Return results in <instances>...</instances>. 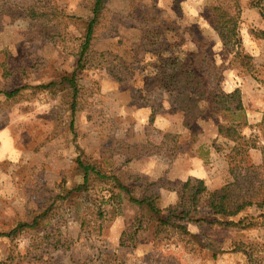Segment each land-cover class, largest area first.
Returning a JSON list of instances; mask_svg holds the SVG:
<instances>
[{
  "label": "rangeland",
  "instance_id": "1",
  "mask_svg": "<svg viewBox=\"0 0 264 264\" xmlns=\"http://www.w3.org/2000/svg\"><path fill=\"white\" fill-rule=\"evenodd\" d=\"M93 3L0 0V234L37 223L0 237V264H264V203L228 219L210 215L206 195L200 218L242 224L176 222L184 231L130 202L148 181L167 218L175 176L192 173L210 194L229 187L235 205L264 187V20L253 0H241L240 51L208 21L214 7L233 13L226 0H109L77 69ZM199 51L218 68L209 89L237 91L232 109L241 101L244 112L207 107L188 130L158 73ZM75 71L77 96L64 81ZM235 83L245 93L227 92ZM79 161L102 176L77 191Z\"/></svg>",
  "mask_w": 264,
  "mask_h": 264
},
{
  "label": "trees",
  "instance_id": "2",
  "mask_svg": "<svg viewBox=\"0 0 264 264\" xmlns=\"http://www.w3.org/2000/svg\"><path fill=\"white\" fill-rule=\"evenodd\" d=\"M109 0H94L92 8V17L88 22L87 31L85 36L81 40L80 49L77 53L79 57L77 69H83L85 67L87 57L92 53V42L96 33L97 25H99L102 16L106 13V3ZM233 7V13L224 11L219 7L210 9V16L208 21L220 36L222 43L225 47H234L238 51L241 50L243 45V39L241 36V24L243 19L244 8L241 0H226ZM253 8L257 9L264 20V0H253ZM257 38L264 40V32L258 33ZM202 50V49H200ZM200 51L198 53H187L184 57L181 55H172L169 59H164L162 65L159 68L160 79L165 83V88L169 89L171 97L174 99L173 103L176 105L184 115V126L191 130L206 113V108L209 107L215 112H233L236 115L243 113V105L241 101L237 102L236 107L233 108L234 102L237 101L238 92L227 94L221 90L215 91L209 89L211 85L212 77L218 74V68L214 61L208 56H201ZM77 71L74 72L71 78H66L72 88L74 94H78V85L76 81ZM19 93V90L14 91L11 94H6L8 97H13ZM1 94V93H0ZM75 112V107H74ZM237 131L233 128H225L219 125V134L230 137ZM81 169L84 171V184L78 187L76 190L80 191L83 187H87L90 181L91 174L102 176L95 167L85 165L79 161ZM151 184L148 181H144V189L142 195L136 199L133 196V191L120 185V189L128 193L132 198L130 202L137 205L140 208H148L150 213L159 217L160 227H176L179 230L187 231L186 226L179 225L176 222H193V223H206L228 226H238L242 224L241 220L238 224L234 222L224 223L220 220L208 221L205 218H200L203 211L199 208V204L202 198L209 195L208 210L211 211L210 215L213 216H225L228 219L240 215L249 207L260 205L264 203V187H260L252 198L243 199L239 205L229 202V187H224L221 190H217L210 194L204 181L190 178L185 182H178V188L176 190L178 194V201L176 205L170 207V214L167 218L163 215V210L160 207L161 196L151 195L148 193V188ZM231 186V185H229ZM260 199L258 200L257 198ZM113 198V196H112ZM37 223H21L15 229L8 234H0V237L12 238L19 231L27 228H34ZM138 231V230H137ZM159 235V232L156 233ZM135 238V235H133ZM131 241L135 242V239L131 238ZM138 241L134 244L137 246ZM240 250L239 248L236 250Z\"/></svg>",
  "mask_w": 264,
  "mask_h": 264
},
{
  "label": "crops",
  "instance_id": "3",
  "mask_svg": "<svg viewBox=\"0 0 264 264\" xmlns=\"http://www.w3.org/2000/svg\"><path fill=\"white\" fill-rule=\"evenodd\" d=\"M226 85H229L230 86V82H226ZM242 88V87H241ZM237 83H235V86L234 87H231L229 90H227L226 88H224L225 90H227V92L231 93V92H234L236 91V89H241ZM242 93H245V90L244 89H241ZM184 172V171H183ZM187 176V175H186ZM196 174L195 173H192V174H188L187 178L185 179V177H177L175 176L176 179H180L182 180L183 182L187 181L190 177H195ZM189 230L190 232H194L193 230H195L197 228V226H199V224H189ZM192 230V231H191Z\"/></svg>",
  "mask_w": 264,
  "mask_h": 264
}]
</instances>
